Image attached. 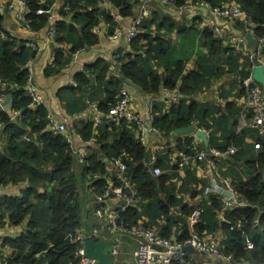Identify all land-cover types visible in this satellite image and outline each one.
I'll list each match as a JSON object with an SVG mask.
<instances>
[{
	"label": "trees",
	"instance_id": "1",
	"mask_svg": "<svg viewBox=\"0 0 264 264\" xmlns=\"http://www.w3.org/2000/svg\"><path fill=\"white\" fill-rule=\"evenodd\" d=\"M26 1L29 10L26 20L31 33L36 35L54 27V44L71 45L69 49L55 48L53 67L57 72L73 59L75 53L100 44L101 37L95 29L101 19L107 22V35L116 31V20L110 11L101 10V4L105 1L110 3L112 9L123 18H134L140 4V0H67L61 12L70 20L55 21L50 12L37 14V10H49L52 4H42L39 0ZM172 1L178 6L185 2ZM203 1L213 6L235 1L255 24L253 30L256 37L264 35V0ZM67 6L69 9H66ZM2 22L0 14V82L3 84L0 92L12 98L11 112L20 111L22 117L12 121L11 112L0 111V123L4 125L1 137L7 143L0 150V186L23 182L30 184L21 197H0V227L6 223L19 226L29 218L25 232L16 238H7L0 244L7 264L76 262L75 246L69 243L66 236L76 228L85 227L89 230L100 226L96 219L88 218L95 205L88 210L85 218V199L82 203L81 190L92 189L95 194L100 193L109 175L107 163L102 157L110 158L122 152L129 156V174L138 192V208L129 207L124 212L128 227L144 224L149 228H157L161 236L178 240L187 239L192 229L201 236L221 232V251L225 255H232L235 263L264 264V137L254 129L236 132L240 108L235 102L221 106L199 103L197 99L213 80L234 74L233 80L241 81L248 75L238 72L239 57L231 53L230 48L224 46L211 30H202L199 24L195 28L184 25L180 34L190 39L178 48L164 40L160 33V29L170 32L176 25L170 19H160V15L155 13L150 19L143 20L141 31L130 42L132 51L125 52L122 48L117 50L120 55L117 58L119 76L112 73L110 62L99 58L92 65L85 66V71L74 76L76 85L63 88L59 95L61 100L66 97L67 101L69 98L71 109H67L70 115L82 112L92 104L103 113H109L118 102L127 81L139 86L146 94L156 96L163 88H169L192 99L190 103L183 98L166 111L163 104H156L154 125L166 137L174 134L176 128L195 125L196 129L208 133L210 149L223 151L231 144L237 147L238 152L232 158L228 156L221 161V167L217 168L226 167L221 173L227 178L232 177L230 179L234 188L251 206L225 211L224 219L219 216L223 206L217 196L198 200V195L204 194L208 184L198 179L195 171L185 168L187 177L182 186L174 182L176 174L152 176L145 165L152 156L151 150L136 137L133 130L125 126L124 129H110L105 125L99 127L97 143L89 148L83 163H80L63 135L49 130V110L43 106L36 109L30 107L31 99L25 90L30 71L26 65L38 52L27 45V40L12 35L1 38ZM239 27L240 31L245 32L242 26ZM197 39L199 46L196 45V48L204 46L207 52L199 49L196 53L198 68L187 71L186 63L195 55ZM160 68H163V72L159 71ZM77 93L81 95L76 96ZM228 95L226 91L221 92V97L227 98ZM251 118L252 114H246V119ZM75 132L83 140L95 136L91 121L75 127ZM184 136H187L184 140L182 137L178 139L177 148L192 152L189 147L197 136L194 133ZM26 137L30 140H26ZM259 142L261 148L258 150L255 144ZM157 165L165 170L172 167L165 156L158 159ZM201 183L202 188L199 185ZM181 193L183 196L189 194L191 203L179 197ZM90 198L93 200V195ZM198 208L202 209L201 217L192 220L191 215ZM179 225L182 228L177 233L174 227ZM248 240L252 242V248L247 247ZM3 248H10L12 252L4 255ZM200 255L192 251L186 254L183 263L175 264H205L206 256Z\"/></svg>",
	"mask_w": 264,
	"mask_h": 264
},
{
	"label": "built area",
	"instance_id": "2",
	"mask_svg": "<svg viewBox=\"0 0 264 264\" xmlns=\"http://www.w3.org/2000/svg\"><path fill=\"white\" fill-rule=\"evenodd\" d=\"M172 0H140L138 11L136 16L131 19L130 26L125 28L122 20L124 19L116 10L109 9L111 15L117 22L116 31L107 35L112 41L124 40L129 44L133 39L137 37L141 31V24L143 20L150 19L153 15V8L151 2H156L160 5H169ZM7 9L15 15V18L23 23V25L29 29V25L26 20V15L29 12L28 5L24 0H7ZM181 9L186 10L191 7L198 11L199 15L206 14V18L202 19L201 29H209L213 35L218 38L224 46L230 48V52L239 57L240 70L244 72L247 77L240 81L242 89L245 91L246 102L245 107L240 113V117L237 122L236 132H242L246 129H254L261 133L264 137V89L263 86L254 79V69L262 65L264 67V35L262 37H256L253 28L255 24L251 21L249 15L242 7L235 1L223 2L219 5L213 6L208 1L203 0H185ZM66 9H69L67 6ZM50 12L51 17L54 18L53 6L49 10L39 9L37 14H43ZM233 22L242 26L245 32L231 33L225 27L223 22ZM264 28V25H263ZM96 30V29H95ZM55 28L49 30V36L53 39L55 36ZM251 33L256 39H258V47L251 48L248 45V41L245 37V33ZM264 32V30H263ZM31 48L34 50L35 44L31 43ZM61 45H57L60 47ZM80 52L74 54L77 58ZM55 57L52 59L54 61ZM29 63L26 67L29 68ZM71 85H76L74 79L70 81ZM3 84L0 82V89ZM26 93L31 99L30 107L36 109L39 106L46 107L49 110V130L62 134L66 141L72 143L73 136L69 132L67 126L50 111L48 103L45 100V96L40 87L36 84L33 78L29 77L28 83L25 86ZM6 98L0 92V111H4V104ZM134 94L127 88H124L121 92L118 102L110 109L109 113H103L95 104L91 105L93 123V133L95 136L89 140H82V147L77 150H72L76 155L80 163H83L85 156L89 152V148L93 147L97 143L98 130L101 126H108L110 129H124V126L133 130L136 133L137 138L144 144H147V138L151 134H160V129L154 125L155 116L154 109L156 104H163L164 111L170 109L174 105L180 103L181 99L178 95L172 92L169 88H163L159 95L154 96L151 99L149 108L146 114L149 119L147 121L146 115L142 112H138L133 108ZM245 114H252L251 119H245ZM12 121H17L22 117L20 111H12L10 114ZM195 126V125H194ZM196 127V126H195ZM4 128V125L0 123V132ZM208 134V133H207ZM26 140L30 138L26 137ZM259 150L261 143L255 144ZM189 150L192 152L179 150L177 146L167 145L161 148V152L152 154L150 160L145 163L150 170V173L154 177H159L163 174H176L174 182L177 186H181L186 177L187 169H200L203 164H206L208 170L212 174V180L205 190L207 197L217 196L222 203V210L220 211V218L224 219L225 211L234 210L236 208H244L251 206L247 199L242 198L239 192L234 188L232 180L223 176L218 171V165L221 161L225 160L228 156L231 158L238 152L237 147L234 144L229 145L225 150H210L206 151L202 147V141L198 137L193 141ZM161 156H165L167 162L173 169H163L158 163V159ZM109 161L114 165L115 176L106 177L107 184L105 188L97 194H94L92 189L89 190L90 195H93L94 214L99 221L105 225L96 226L92 229L85 227L76 228L74 231L66 236V239L70 244L75 246L76 262L71 264H99L96 259L90 258L86 254L85 242L88 238L105 239L101 236L102 231H107L112 235V240L115 241V246L112 249V256L115 258L120 254L119 246L122 236H129L136 242V249L134 257L136 264H175L182 260L185 255L184 248L187 246L194 247L199 251V255H205L213 257L229 263H235L232 255H225L221 251V241L216 239L214 235L201 236L198 231L192 229L190 236L185 240H178L177 238H166L159 235L157 228H149L144 224H138L133 227H128L125 219L124 212L129 207L138 208V192L135 188V184L132 181V175L129 174L128 161L129 156L126 152H122L118 155H112ZM186 168V170H185ZM217 171V172H216ZM109 174V173H108ZM1 206V201H0ZM202 209H195L191 215L192 220H198L201 217ZM258 224V220L256 221ZM100 225V224H99ZM182 226L174 227V231L181 232ZM247 247L252 248L251 241H247ZM0 264H7L0 250Z\"/></svg>",
	"mask_w": 264,
	"mask_h": 264
},
{
	"label": "crops",
	"instance_id": "3",
	"mask_svg": "<svg viewBox=\"0 0 264 264\" xmlns=\"http://www.w3.org/2000/svg\"><path fill=\"white\" fill-rule=\"evenodd\" d=\"M39 2L42 4H52L54 9L53 19L55 21L70 20V17H64V15L61 12V8L63 7L64 3L67 2V0H39ZM151 4L153 8V14L156 13L160 15V19L163 18L170 19L176 25V27L173 28L170 32H167L165 29H160V33L163 36L164 40L172 42V44L178 48H180L181 45H183V43H185L190 39V37L185 36L183 33L180 34L183 30L184 25H186L187 28H195L199 24L198 27L201 28L200 25L202 24V19L199 17L200 15L198 11H196L191 7H188L186 10L181 9V7H179L174 1H171L169 5H160L156 2H151ZM6 5H7V0H0V14L3 18V22H2L3 30L1 32V38L6 39L8 35H12V37H15L17 39H21L25 41L27 40V45H31V43L35 44L34 48H36L35 50L38 53L36 57L29 63L28 69L30 71L31 77L40 87V89L43 91L45 100L48 103L51 113L56 117H58L67 126L69 132L73 136L72 143H70L72 146V150H77L80 147H82L83 139L81 140L82 137L77 132H75V127H80L85 122L91 120L93 114L92 109L90 106L88 109H85L82 112H78L74 115H70L67 109V108L71 109L70 107L71 103L69 102V98L67 101H66L67 99L66 97H64L63 100H61L59 93L63 88L71 85L70 81L74 78L76 74L85 71L84 70L85 66L92 65L99 58L105 59L108 62H110L112 65L111 66L112 73L116 76H119L120 75L119 64L117 63V58H119L120 55L117 54V50L122 48V51L125 52L132 51L131 47H129L130 43L127 44L124 40L112 41L108 37H106L105 33L107 29V24H106L107 22L101 19L100 25L96 29V31L99 32V35L101 37L100 44L86 51H81L77 58L73 57V59L70 62H68L66 66L61 69L60 72H57L53 67L54 61H52V59L55 57V48L57 47V45H61V44H54L53 39L49 36V29H46V31L36 35L35 33H31V31L28 28H26L21 21L15 18V15L7 9ZM101 6L103 7L109 6L110 9H112L111 4L106 1L103 4H101ZM131 19L133 18H124L122 20V23L125 28H128L130 26ZM220 22H223V24L225 25V27L228 29L229 32L235 34L242 33V31H240L239 24L233 22H224L222 20ZM153 29H155V26H153ZM154 33H156V31H154ZM196 45L197 47L199 46L198 39L194 45L195 55L192 57V59H190L186 63L187 71H192L198 68L199 58L196 55V53L198 52L199 49H202L204 52H207L206 47L202 46L201 48H196ZM70 47L71 45L69 44H62L60 47L57 48L69 49ZM53 70L55 72H53ZM159 71L163 72V68H160ZM238 72L244 73L242 71H238ZM233 76L234 74H227L221 77V79L223 78L227 81L224 84L218 83L221 79L213 80L211 85L209 87H205L203 92H201L198 95L197 97L198 102L205 104L221 105V106H225L227 102H235L237 107L240 108V113H241L242 110L245 108L243 107L246 102L245 91L242 89L240 81L233 80ZM214 86L216 87L215 88L216 91L212 96V98L208 99L207 97H204L208 95L209 91L212 92L214 91ZM124 88L129 89L134 94L133 108L138 112L144 113L148 121L149 116L146 113L148 111L151 99L154 97V95L144 93L139 88V86L129 81L126 82ZM223 91L229 93L227 98L221 97V92ZM174 93L180 97L181 101L184 98L190 103L192 102V99H190L189 97H185L177 92ZM80 95L81 93L76 94V96H80ZM66 102H67V106H66ZM1 133L2 131L0 132V140L2 139L5 146L7 143L6 140L3 137H1ZM98 134H99V130H98ZM180 137H182V139L184 140L187 136L184 135L178 136L174 133L166 137L165 134L162 132L156 135L151 134L147 138V144L145 146H147V148L151 150L152 154H155L158 153L161 150V148L167 145L177 146L176 144H178V139H180ZM102 159L107 163V170L109 175L111 177H114L115 176L114 165L109 161V158L102 157ZM219 167H221V164ZM225 169L226 167L223 169L218 168V171L221 173L222 170ZM192 171H195L196 177L198 179L204 180L205 182H207L208 185L210 184L213 177L210 171L208 170L206 164H203L200 169L195 168ZM199 185L202 188V183ZM29 186H30L29 182H23L17 185L8 184L5 186H0V197H21L24 191L29 188ZM192 186L194 187L195 184L193 183ZM194 188L196 189V187ZM179 197H182L183 200L187 203L188 202L191 203L192 201L189 194L183 196V194L181 193ZM202 198H207L205 193L203 195H198V200H201ZM96 221L98 222L97 218ZM28 223H29V218L19 226H12L9 223H6L4 226H1L0 244L7 238L19 237L23 232L27 230ZM99 224L102 228L105 225L103 222L100 221ZM102 234H104V236H102ZM101 236L105 238V240H112V235L107 231H102ZM214 237L216 239H219L220 241H223V233L221 232L216 233ZM125 239L128 240L131 238L127 236ZM131 241H132L131 243L132 249L135 252L136 242L134 239L133 240L131 239ZM119 250H120V254L116 258L114 264H119V263L126 264L124 260L120 259V255H121L120 246H119ZM2 252L4 255H8L12 252V250L10 248H3ZM134 263L136 264L135 257H134ZM203 263L208 264V260L205 259ZM222 263L229 264V262L227 261H223ZM234 264H238V263H234Z\"/></svg>",
	"mask_w": 264,
	"mask_h": 264
},
{
	"label": "water",
	"instance_id": "4",
	"mask_svg": "<svg viewBox=\"0 0 264 264\" xmlns=\"http://www.w3.org/2000/svg\"><path fill=\"white\" fill-rule=\"evenodd\" d=\"M245 37L248 41V45L251 48H257L259 45L258 39H256L251 33H246ZM253 77L258 81L264 89V67L262 65L257 66L253 71ZM12 98L7 97L4 104V111L11 112ZM195 131L194 125L188 127H180L174 130V133L178 136L189 134ZM196 135L204 143V148L208 152L210 146V140L208 134L198 129ZM114 240H105L96 238H88L85 242L86 254L88 257L96 259L100 264H114L115 258L112 256V249L115 246ZM192 247L188 246L184 248V251H192Z\"/></svg>",
	"mask_w": 264,
	"mask_h": 264
},
{
	"label": "rangeland",
	"instance_id": "5",
	"mask_svg": "<svg viewBox=\"0 0 264 264\" xmlns=\"http://www.w3.org/2000/svg\"><path fill=\"white\" fill-rule=\"evenodd\" d=\"M226 82L227 81L222 78L218 83L224 84ZM215 86H214V91L213 92L212 91H209L208 95L207 96H204V97H207L208 99L212 98V96L214 95V93L216 91V89H215L216 87ZM3 146H4V143H3L2 139H1L0 140V150L3 148ZM219 166H220V164L218 165V167ZM81 195H83V196H81L82 203H83V200L85 199L84 200L85 201L84 202V207H85V209H84L85 215L84 216L86 218L87 217L86 214H88V210H90V208L94 205V201L90 198V192H89V190H85V189L81 190ZM88 218L90 220L97 218L95 216V214H94V209H93V211L90 212V215H89ZM102 236H104V234H102ZM126 237L127 236H122L121 237L122 238V242H121V245H120V249H121L120 259L121 260H124L126 264H135L134 263V250L132 249V246H131V243H132L131 239L132 238L127 240V239H125ZM205 259L208 260V264H224V263H222L223 262L222 260H219V259H216V258H213V257L206 256V258H204V260ZM119 264H121V263H119ZM231 264H234V263H231Z\"/></svg>",
	"mask_w": 264,
	"mask_h": 264
},
{
	"label": "bare ground",
	"instance_id": "6",
	"mask_svg": "<svg viewBox=\"0 0 264 264\" xmlns=\"http://www.w3.org/2000/svg\"><path fill=\"white\" fill-rule=\"evenodd\" d=\"M101 9H103V10H109L110 9V7L109 6H101ZM203 19L204 18H206V14H204V15H200ZM244 118L246 119V114L244 115ZM198 129H196L195 128V131H193V132H191V133H194L195 135H196V131H197ZM202 130V129H201ZM203 131H205V130H203ZM206 132V131H205ZM191 133H189V134H191ZM207 133V132H206ZM197 136V135H196ZM208 137H209V135H208ZM210 140V139H209ZM210 150H212V149H210V146H209V151ZM226 160V159H225ZM95 194V193H94ZM188 247V246H187ZM192 251H196L197 253H199V251L196 249V248H194V247H192ZM192 251H185L186 253H185V255L182 257V260L181 261H179V262H181V263H183L184 261H185V256H186V254L187 253H190V252H192ZM176 263H178V262H176Z\"/></svg>",
	"mask_w": 264,
	"mask_h": 264
}]
</instances>
